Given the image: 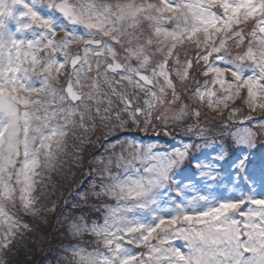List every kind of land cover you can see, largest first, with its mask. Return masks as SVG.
Segmentation results:
<instances>
[{
    "label": "snow or ice",
    "instance_id": "6c2138e0",
    "mask_svg": "<svg viewBox=\"0 0 264 264\" xmlns=\"http://www.w3.org/2000/svg\"><path fill=\"white\" fill-rule=\"evenodd\" d=\"M258 141L264 0H0V264H264Z\"/></svg>",
    "mask_w": 264,
    "mask_h": 264
},
{
    "label": "trees",
    "instance_id": "16d2710c",
    "mask_svg": "<svg viewBox=\"0 0 264 264\" xmlns=\"http://www.w3.org/2000/svg\"><path fill=\"white\" fill-rule=\"evenodd\" d=\"M241 127H243V126H241ZM257 148H261V147H259V143H258ZM93 151H95V149ZM262 157H264V153L260 154L257 158L261 159ZM74 171L76 172L75 180H79L80 183L77 184L75 182H72V183L68 184L65 188L60 189V191L63 192V199H68L70 202L75 198L74 197L75 193L81 192L80 190H81L82 186H84L85 181L88 178L87 176H84V177L81 176L82 171L85 173L87 172L86 166L83 169H74ZM40 235H43L45 237V240L43 243V248L46 249V251H40V250L34 251V253H33L34 259L36 260L37 257L41 254H46L47 256L44 258V260L42 261L41 264H51L53 257L56 254V248H57L58 244L60 243V239H61L60 237L61 236L58 232L53 230L51 225L41 226ZM49 244H51L52 246H55V247H50ZM49 248L51 249V251H50V253H47Z\"/></svg>",
    "mask_w": 264,
    "mask_h": 264
},
{
    "label": "rangeland",
    "instance_id": "374dc122",
    "mask_svg": "<svg viewBox=\"0 0 264 264\" xmlns=\"http://www.w3.org/2000/svg\"><path fill=\"white\" fill-rule=\"evenodd\" d=\"M234 131H235V129H234ZM231 140H232V137H230L229 138V142H231ZM258 143H259V141H258ZM96 151V150H95ZM209 151H211V149H209ZM262 153H264V147H261V148H257L256 149V158L260 155V154H262ZM214 154V153H213ZM259 158H257V160H258ZM197 178H199V177H197ZM88 188V178L86 179V181H85V184H84V186H82V188H81V192H83L85 189H87ZM61 239H62V237H60ZM60 239V240H61ZM50 245V247H55V246H52L51 244H49ZM50 251H51V249L49 248L48 249V251H47V253H50ZM47 255L46 254H41V255H39L38 257H37V259L35 260V261H38L39 262V264H41L42 263V261L44 260V258L46 257ZM56 256H57V253L54 255V257H53V260H52V263L51 264H55V262H56Z\"/></svg>",
    "mask_w": 264,
    "mask_h": 264
}]
</instances>
